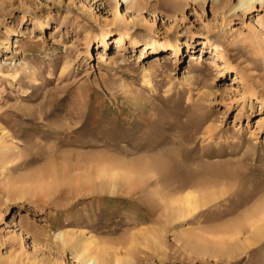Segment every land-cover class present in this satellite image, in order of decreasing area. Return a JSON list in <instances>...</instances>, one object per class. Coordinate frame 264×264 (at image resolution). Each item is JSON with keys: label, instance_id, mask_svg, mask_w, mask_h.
I'll return each instance as SVG.
<instances>
[{"label": "rangeland", "instance_id": "1", "mask_svg": "<svg viewBox=\"0 0 264 264\" xmlns=\"http://www.w3.org/2000/svg\"><path fill=\"white\" fill-rule=\"evenodd\" d=\"M238 1L0 0V264L90 240L100 264H264L249 227L219 254L198 237L264 204V3ZM215 171L228 194L165 224L171 187Z\"/></svg>", "mask_w": 264, "mask_h": 264}, {"label": "bare ground", "instance_id": "2", "mask_svg": "<svg viewBox=\"0 0 264 264\" xmlns=\"http://www.w3.org/2000/svg\"><path fill=\"white\" fill-rule=\"evenodd\" d=\"M125 1H127V4L129 5V7H131V8L133 7L134 10L139 11V9L143 8V6H144L143 3L146 2L147 0H125ZM116 2H117V0H116ZM258 2L264 3V0H239L238 3L233 6L232 9L238 7V8L243 9V10L244 9H251L252 10L255 8L256 3H258ZM105 36H106L105 33L101 34V41L102 42H105ZM120 39L121 38L118 37L117 41H121ZM133 42H134V44L137 45V42H139V41H133ZM167 46H168L167 42L160 41V40H153L149 44V48L153 49L152 51L159 49L158 52H155L154 54L161 53L164 49L167 48ZM263 47L264 46H262V48ZM260 50H261V48H260ZM263 51L264 50H262V52ZM237 77H239L238 78L239 81L245 87L244 92L245 93L248 92L249 90H248L247 83H246V80L244 79V77L241 74L237 75ZM147 162H148V160H147ZM98 163H100V162L98 161ZM156 163H158V162H156ZM148 164L147 163L142 164V170L144 171V173L145 172L147 173V171H148L147 170ZM150 165H153V164H150ZM156 165H158V164H156ZM92 166H94V165H92ZM158 166H160V165H158ZM158 166H157V169H159L161 167V170H165V168H166V167L162 168V166H160L158 168ZM95 167H96V165H95ZM95 167H93V169H95ZM135 169H132V171ZM155 169L156 168L154 167V171H155ZM167 169H170V168L168 167ZM84 170H85V167H84ZM152 170H153V168H152ZM85 171L90 172V170H85ZM137 171H139V170H137ZM143 171L140 170V173H143ZM157 171H155L159 176V177H157V179L158 178L160 179V176H162V175L161 174L159 175L160 172L158 173ZM161 172H163V171H161ZM126 174H128V173H126ZM221 175H222V173L215 171L213 174V178H212L213 180L210 182H205V183L202 181L201 185L196 183L195 180H190L188 177L183 179V181L177 182V184L173 183L174 185L172 184L173 186L172 185H171L172 187L170 186L171 187L170 193H173V194H171L170 196L168 195L169 197L167 198V200L160 204L161 215L163 216V218H166L167 216L170 218V220H166L168 222L165 224L169 225V223H171L172 220L173 221L179 220V219L187 216L188 214H191L192 212L196 211L197 209L205 207L209 203H212L214 201H217V200L219 201V200H221L222 197L226 196L232 188H231V186L230 187L226 186L225 185L226 182L224 184H220L219 179H220ZM121 176L123 177L125 175H121ZM131 176L133 177V174L130 175V177ZM162 177L164 178V176H162ZM177 178H178V176H177ZM223 178H221V181ZM110 180H111V178H110ZM160 180H162V178ZM166 180L167 179H165L163 181H166ZM85 181H87L89 183L90 182L93 183L90 186V188H88V190H90V192L97 193L98 191L104 190V189L100 188L101 183L99 181L88 180V179ZM137 181L138 180L133 181L134 184H133V186H131V189L134 190L138 187ZM157 181L158 180H156V182ZM169 181H171V180H169ZM166 184H168V182ZM104 186L107 188L113 187L112 184H108V183H105L103 185V187ZM156 189H158V186L156 187ZM154 193H155V191H154ZM228 199H229V197H228ZM226 212H228V214H230L232 211L229 210ZM225 214L227 215V213H225ZM173 217H175V218L173 219ZM229 222L230 223L227 222L228 224H223V225L216 226L215 228H213V232H212V235L214 236V238H212L213 240H210L201 234L202 236H198L199 241L201 243L203 241H206V243L209 242V244L211 245L210 248L213 251V253L219 254L221 252L227 251V250L231 249L232 247L236 246L235 241L239 239V235L242 234V232L244 231V229L246 227H249L252 230L251 235H249L245 238V241L242 243V245H240V248L245 250L246 248L248 249L249 246L256 245L259 241H262V239L264 238V204L262 206H257L256 209H254L251 212L242 213V214L238 215L237 218H234L233 220H231ZM58 237L62 240V243L64 245H67V243H68L67 238H69L68 233L59 232ZM184 241H186L185 243L190 242V240L187 237L184 239ZM89 244H91V240L84 243L82 249L77 252L76 258L80 260V264H100L101 255L98 254L96 249H91L90 247H88ZM235 249H238V248L236 247ZM233 251H234V249H233ZM127 256L128 255H124L122 257H116L115 258V264H123V262L128 259Z\"/></svg>", "mask_w": 264, "mask_h": 264}]
</instances>
